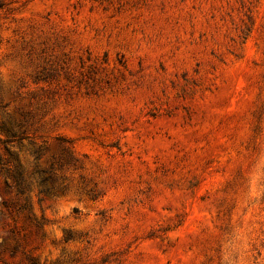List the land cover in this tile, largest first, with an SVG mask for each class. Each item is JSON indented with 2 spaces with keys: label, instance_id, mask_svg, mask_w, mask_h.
<instances>
[{
  "label": "rangeland",
  "instance_id": "obj_1",
  "mask_svg": "<svg viewBox=\"0 0 264 264\" xmlns=\"http://www.w3.org/2000/svg\"><path fill=\"white\" fill-rule=\"evenodd\" d=\"M0 264H264V0H0Z\"/></svg>",
  "mask_w": 264,
  "mask_h": 264
}]
</instances>
